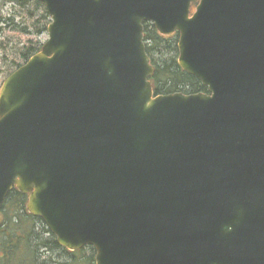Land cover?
Instances as JSON below:
<instances>
[{"label": "water", "instance_id": "95a60500", "mask_svg": "<svg viewBox=\"0 0 264 264\" xmlns=\"http://www.w3.org/2000/svg\"><path fill=\"white\" fill-rule=\"evenodd\" d=\"M52 19L0 92L15 187L96 264H264V0H29ZM209 94L156 96L144 23Z\"/></svg>", "mask_w": 264, "mask_h": 264}, {"label": "trees", "instance_id": "16d2710c", "mask_svg": "<svg viewBox=\"0 0 264 264\" xmlns=\"http://www.w3.org/2000/svg\"><path fill=\"white\" fill-rule=\"evenodd\" d=\"M13 3L22 9L20 16L22 19H26L25 25L18 24L13 19H6L2 9H0V35H3L10 28L21 31L18 34L22 36L30 34V28L35 30L37 35L48 31L47 27L51 18H49L42 3L28 0H1V6ZM196 5L192 7V13H194ZM39 12L40 14L37 15ZM28 19L35 20L32 26L28 25ZM144 25L147 54L155 70L150 80L153 83L154 92L157 95L175 94L177 92L185 95L208 94L209 91L203 86L201 80L192 77L187 72L185 73L178 65L176 57L179 55L177 47L179 35L160 36L154 25L150 23ZM4 42L1 47L8 50V43L7 41V44ZM15 44L14 59L12 60L14 63L12 62V66H10L12 72L9 75L37 54L42 47L39 42L32 39L26 40L25 44L22 42ZM173 54L174 57L171 58L170 56ZM26 203V196L18 190H14L10 192L3 204L0 212L2 213L0 219V264H95L96 254L93 247L68 252L56 242L55 237L39 218L33 217L26 211ZM43 250L46 253L49 251L59 252L57 256L64 257L65 261L61 262L52 255L46 257L41 252Z\"/></svg>", "mask_w": 264, "mask_h": 264}, {"label": "rangeland", "instance_id": "374dc122", "mask_svg": "<svg viewBox=\"0 0 264 264\" xmlns=\"http://www.w3.org/2000/svg\"><path fill=\"white\" fill-rule=\"evenodd\" d=\"M0 6H1V0H0ZM29 8L33 9L32 7H29ZM0 9H2L3 16L6 19H13V20H15L16 23L21 24V25H25L26 19L21 18L20 14L22 13V9L17 4H15V3L5 4L4 6L2 5L0 7ZM39 14H40V12L37 15H39ZM36 18H35V20H36ZM35 20L28 19V21H27L28 25L32 26V23L35 22ZM1 28H3V27H1ZM29 31H31L30 34H27L26 36H22V35L18 34L21 31H15L12 28H10L5 33H3V35H0V91H1V86L4 83L5 79L8 77L9 73L12 72V69L10 68V66H12V62L14 63V61H12V60L14 59L13 53H14V47L16 45L15 43L22 42V44H25L26 40L32 39L33 41L39 42L41 45H44L48 40V33L47 32H44L40 35H37L35 30H33L32 28H30ZM3 41H5L4 43H6V41H7L8 46H9L8 50L2 49L1 46L3 44ZM21 47H22V45H21ZM170 57L173 58L174 54ZM178 57H179V55L176 57L177 61L179 59ZM16 69H15V71H16ZM47 238H48V235H47ZM41 252H43L46 257H49L50 255H52L55 258L61 260V262L65 261L64 257L57 256L59 254V252L57 253V252L49 251V253H46L45 250H43ZM43 260H44V258H43Z\"/></svg>", "mask_w": 264, "mask_h": 264}]
</instances>
